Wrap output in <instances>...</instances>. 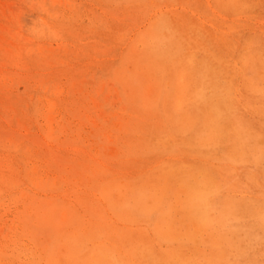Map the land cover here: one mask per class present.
Here are the masks:
<instances>
[{"label": "rangeland", "instance_id": "1", "mask_svg": "<svg viewBox=\"0 0 264 264\" xmlns=\"http://www.w3.org/2000/svg\"><path fill=\"white\" fill-rule=\"evenodd\" d=\"M79 227L81 260L264 264V0H0V264Z\"/></svg>", "mask_w": 264, "mask_h": 264}, {"label": "bare ground", "instance_id": "2", "mask_svg": "<svg viewBox=\"0 0 264 264\" xmlns=\"http://www.w3.org/2000/svg\"><path fill=\"white\" fill-rule=\"evenodd\" d=\"M123 195L124 194L119 195L114 200L113 203L117 204V205L121 204L123 202V200H124L123 199ZM62 217H63L62 219L65 220V215L64 214L62 215ZM78 231H79V235H81V237H78V238H80L81 241L79 242L78 246L76 245L75 253H70V252H64L63 253L60 250L58 253H55L53 255L52 264H93V259L98 264H102V263L110 261L109 260V256L107 254H105V253H96V254L93 255V246L91 248H89L88 250L86 249L87 253H89V254H88V256H86L85 259L81 260L80 252L83 253V250H85V243H82V241L85 239V237L87 236L89 231L85 227H79ZM31 259H33V254H32V256L29 257V261H31Z\"/></svg>", "mask_w": 264, "mask_h": 264}]
</instances>
